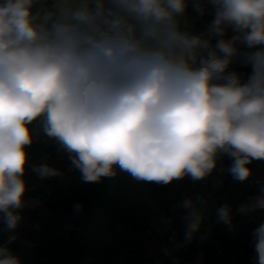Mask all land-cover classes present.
I'll return each mask as SVG.
<instances>
[{"label": "clouds", "instance_id": "9594fccd", "mask_svg": "<svg viewBox=\"0 0 264 264\" xmlns=\"http://www.w3.org/2000/svg\"><path fill=\"white\" fill-rule=\"evenodd\" d=\"M215 6L209 35L181 29L188 0H0V220L21 221L23 179L33 143L29 128L70 156L82 180L98 182L119 166L139 181L161 185L200 181L232 158L228 172L246 181L264 160V0H208ZM203 14L204 0H192ZM238 35L224 39L225 26ZM212 37H220L215 46ZM200 52L206 55L199 59ZM237 55L251 64L242 83L227 71ZM41 179L60 172L41 164ZM264 191V190H262ZM203 197L186 198L185 239L204 220ZM81 205L75 206L76 211ZM264 210V195L239 211ZM218 221L231 227L228 205ZM253 264H264V222L253 231ZM17 237L12 235L9 242ZM0 264H21L0 246Z\"/></svg>", "mask_w": 264, "mask_h": 264}, {"label": "crops", "instance_id": "0c3cea01", "mask_svg": "<svg viewBox=\"0 0 264 264\" xmlns=\"http://www.w3.org/2000/svg\"><path fill=\"white\" fill-rule=\"evenodd\" d=\"M205 8L209 6L208 0H204ZM210 4V2H209ZM201 13L190 9L187 7L184 17L181 19V29L193 32L196 28V23L198 17ZM231 26H225V35L226 39L231 40L235 34H233V29ZM215 45V44H213ZM200 54V53H199ZM28 153V164L26 165V171L24 174V181L26 183V192L24 199L26 201L25 207L16 210L20 216L21 221L18 227L12 231L5 230V224L0 220V246L7 247L10 252L18 257L21 261V264H49L47 262L39 263L36 255V251L33 249L34 244L39 243V249L45 260L54 261L57 258V253L50 247L49 244H46L45 240H51L53 245H61L62 241L60 238L63 237L62 233L59 232L61 225L69 220H77L73 214H67L66 218L57 211L53 209V205L60 208V200L69 185L72 183L76 186L84 183L82 180V174H75L73 177L76 179L75 183L67 181V179L62 182V179L58 180V175L55 177L54 184L49 183V178L41 179L32 169L33 166H38L41 164H48L49 166L55 168L62 161V157L67 153L63 150L58 143L48 138L44 135L43 138H39L37 141L26 148ZM218 158L217 167L213 170L212 174L205 177L206 185L200 187L203 188L204 192L200 193L201 195H207L204 199L207 201L204 205V220L201 223V226L206 224H213L214 229L217 233L222 236V245L220 253V264H235V257L237 248L240 244L248 237L252 236L253 231L259 226L260 223L264 222V210H254L249 211L247 214H242L239 209L241 206L251 205L258 196L264 195V160H254L248 166H251L254 169V175L256 180L248 183L247 181L238 182L235 181L232 175L228 172L230 164L220 160ZM72 164V163H71ZM76 169V168H75ZM74 172L76 173V170ZM228 173V180L224 183L220 175L223 173ZM70 173V172H67ZM213 175V176H212ZM62 182V183H61ZM68 182V184H65ZM225 184L220 188V184ZM59 190L60 193L58 196L55 194V190ZM221 194L220 196H218ZM210 196H217L216 203L209 199ZM228 205L231 211L232 216V225L231 227L225 225L222 222L218 221L217 209ZM55 208V207H54ZM61 209V208H60ZM53 213L58 215L59 230L58 236L54 240L51 230V219ZM64 213V212H63ZM66 214V213H65ZM99 215V214H98ZM154 219V220H153ZM151 221L152 226L150 228L156 227L159 222L157 216ZM100 224L99 227L94 229L100 233L98 237H90L81 232L80 224H76L73 232L70 235V243L79 244V251L82 249H90L92 251L91 256L86 258L84 264H132L129 261H116L115 254L113 255L111 247L108 245V242H105V233L106 227L105 223L109 224L108 218H105V222ZM121 223V222H120ZM140 226H142L139 223ZM150 225V222H149ZM109 226V225H108ZM110 227V226H109ZM111 228V227H110ZM112 231V229H110ZM147 227L143 226L139 230L140 239H136L133 242L134 246L132 247L135 256L139 255L141 257L139 262L135 264H204L205 257L204 251H200L198 256L192 258V262L186 263L178 257V242H171L167 240H154L150 238L145 229ZM124 230L121 228L120 232ZM128 234V233H120ZM15 235L17 238L9 242V238ZM136 243H138L136 245ZM177 244V245H176ZM175 247H172V246ZM69 244L67 243L66 250ZM66 253V252H65ZM64 254V253H63ZM78 254L79 256L81 255ZM65 255V254H64ZM82 256V255H81ZM80 258V257H79ZM64 260V256H63ZM78 259L77 263H80ZM130 260V259H129ZM191 260V259H190ZM134 263V262H133ZM62 264V260L60 262Z\"/></svg>", "mask_w": 264, "mask_h": 264}, {"label": "trees", "instance_id": "16d2710c", "mask_svg": "<svg viewBox=\"0 0 264 264\" xmlns=\"http://www.w3.org/2000/svg\"><path fill=\"white\" fill-rule=\"evenodd\" d=\"M203 12V14L198 17L195 34L196 35H209V28L215 19V6L211 3ZM52 6L49 8L46 7L44 10H50ZM43 10V11H44ZM42 12V11H41ZM226 39V35L223 37ZM220 37H212V42H216ZM205 53H200L198 55L197 64L199 65V59L205 56ZM227 71H235L241 77V82H247L248 78L252 74L253 69L242 63H237L234 68H228ZM222 156V155H221ZM220 156V158H221ZM68 166H73L71 163ZM118 174H126V171H123L117 167ZM221 176V175H220ZM222 181L225 183L226 180L221 176ZM197 181H192L190 177H184L181 180H174L170 184L161 185L155 182H147V191L151 200L155 203V210L151 211L153 215L157 216L159 222L167 224L168 227L172 230H181L186 233L187 222L185 220L186 210L181 207L183 200L186 198H192L193 200L198 197L205 198L207 195L200 194V186L196 185ZM96 182H84L81 185H74L69 183L65 191L63 192L61 200H60V208L66 214H73L77 219L80 216L92 215L97 211H104L107 215L110 227H113L114 221H119L122 224H126L127 227L121 231V233L128 232V226L130 224H134L136 228H141L138 222L131 216L129 213L124 211L121 207L111 206L106 207L101 205L98 210L88 212L87 211L93 207L94 205L100 203L97 199L96 195ZM79 204L81 205V210L76 211L75 206ZM77 220H75L76 222ZM74 222V223H75ZM110 228V229H111ZM221 235V234H220ZM222 236V235H221ZM220 236V237H221ZM70 241V238L65 239V243L63 245H53L51 244V240H45L46 244H49L50 247L57 253V258L54 261L45 260L41 254L39 249V243L33 245V249L36 251L35 256L39 263L47 262L49 264H60L62 260V255L66 249L67 243ZM205 263L204 264H220V253H216L213 250H203ZM254 256L253 249V236H248L237 248L235 264H253L252 257Z\"/></svg>", "mask_w": 264, "mask_h": 264}, {"label": "rangeland", "instance_id": "374dc122", "mask_svg": "<svg viewBox=\"0 0 264 264\" xmlns=\"http://www.w3.org/2000/svg\"><path fill=\"white\" fill-rule=\"evenodd\" d=\"M233 32H234L233 34H235L234 36L238 35V33L234 31V29H233ZM189 33L196 35L195 30L192 33L191 32ZM216 42H212V45L216 44ZM239 43H242V42L237 41L236 44H239ZM262 47L264 46L258 45L252 49H249L247 47L245 48L244 52L257 51ZM200 53L202 54L205 52H200ZM237 63H242L243 65H246L252 68L251 64H246L244 62L242 55H240L238 60H235V61L233 60L232 64L229 67L234 68ZM29 128L32 130L34 142L37 141L39 138L44 137V133L42 130L43 129L42 120L34 121L31 125H29ZM117 167L118 165L114 166L115 175H113L112 177H102L100 181L96 182V192L95 193L100 203L91 207L87 211V213L98 210L101 205L106 206V207L118 206V207H121L127 213H129L131 216H133V218L138 222V224L140 223L143 226V228L144 226L146 227L152 226L151 221L155 217V215H153L151 211L155 210V203L151 200L150 196L148 195V191H147L148 189H147V185L145 181H139V180L134 179L128 172L126 174H118ZM75 170H76V173H67L66 171H61L60 175L57 176L58 180L60 181L62 179V182H64L67 179V181H70V182L72 181L75 183L76 179L73 176L75 174L81 173L77 168ZM65 184H68V182H65ZM223 185L226 187L225 184L223 183L222 185L220 184L221 186L220 188H222L221 191H223L224 189L222 187ZM58 191L59 190L57 189L55 190V194L57 196L60 194L59 193L60 191L59 192ZM203 192L204 190L202 188L200 190V193H203ZM220 195L221 194H219L218 196ZM215 198H217V196ZM52 207L53 209H57V211L62 215V217L66 218L68 216L67 214L63 213V211L60 208L54 205ZM106 216L107 215L105 214L104 211H97L95 212V214H92V215H86L82 217L80 216L79 218H77L76 224H80L81 226L80 231L83 232V234H86L87 236H90L92 238L94 236L98 237L100 233H98V231L95 230L94 228L99 227L100 224H102V220H100V218L103 219V223H104ZM57 218H58V215L56 213H53L52 219H51L52 221L51 222V226H52L51 232L54 237L53 238L54 240L59 239V238L56 239V237L58 236L57 231L59 230V226H58L59 222ZM149 222H150V225H149ZM108 225L110 226V224L105 223V227H106L105 242L106 243L108 242V245L111 247L112 249L111 251L113 252L112 254L113 255L117 254L116 256L118 257L116 258V261H119L120 259V261L121 260L124 262L129 261L132 264H135V262H139L141 257L139 256L140 259L137 260L138 255L135 256V253H132L133 252L132 247L134 246L133 242H138L135 240L140 239V233L138 232L141 228L139 227L136 228V226L132 223L127 228L128 234H120L121 228L127 227L126 224L124 223L122 224L119 221H114L112 224L113 227L111 228L112 231L109 230L110 227ZM60 241H62V243H60L61 245L65 243V239H63V237L60 238ZM68 244L69 246L67 250L65 249L64 251L65 255L64 254L62 255L64 256V260L62 257V264H76L78 259H80L79 260L80 263L78 264H84L85 256L86 258H88V256H91L92 254V251L90 249H82V254H81V250L79 251V246H80L79 244H75L72 242L71 243L68 242ZM137 244L138 243H136V245ZM172 247H175V246L173 245ZM79 253L82 256L81 255L79 256L78 255ZM199 253L200 252H198L195 256H198ZM182 261H185L186 263H190L193 260L183 259Z\"/></svg>", "mask_w": 264, "mask_h": 264}, {"label": "built area", "instance_id": "2783aa9c", "mask_svg": "<svg viewBox=\"0 0 264 264\" xmlns=\"http://www.w3.org/2000/svg\"><path fill=\"white\" fill-rule=\"evenodd\" d=\"M53 4V0H46V3L41 7L40 5L37 6L36 10L41 12L43 11L46 7H50ZM188 8L194 9L192 0H188ZM238 49V53L244 52L245 48L247 46L244 43H239L235 45ZM240 55H237V57L234 58L235 60H238ZM70 154L67 152L64 157H62V161L59 163L55 169H57L59 172L61 171H66V172H74L75 167L74 166H68L69 163H71L69 159ZM221 159L228 163L232 164V158L229 157L227 154H222ZM251 169V175L250 177L246 180L248 183L253 182L256 180L255 178V173L254 169L251 166H248ZM228 173H223L221 176L223 177L224 180H228L229 176L227 175ZM55 177L52 176L49 178V183L54 184L55 182ZM197 186H204L206 185V179H202L200 181L196 182ZM209 199L213 202H217L215 196H210ZM75 221L74 220H69L64 222L61 227L59 232L62 233L63 239H67L70 237L71 233L73 232L75 228ZM146 234L158 241L162 240H167V241H177L178 242V257L182 259H192L195 257V255L203 250L209 249L213 250L216 253L221 252V245H222V237L219 233H217L214 229L213 224H206L205 226H201L200 230L195 233L194 237L188 241L185 239V232L181 230H172L170 227L167 226V224L164 223H158L156 227H147L145 229ZM0 240H1V235H0ZM140 257L139 255L137 256V260H139Z\"/></svg>", "mask_w": 264, "mask_h": 264}]
</instances>
